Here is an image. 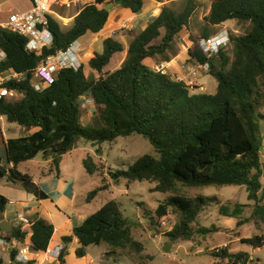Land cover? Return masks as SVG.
Instances as JSON below:
<instances>
[{
	"label": "trees",
	"instance_id": "trees-1",
	"mask_svg": "<svg viewBox=\"0 0 264 264\" xmlns=\"http://www.w3.org/2000/svg\"><path fill=\"white\" fill-rule=\"evenodd\" d=\"M114 1L93 0L86 4L67 28L49 16L52 43L41 54L27 51L24 36L0 26V50L5 54L0 71L12 69L22 74L19 81L5 84L16 90L19 97L0 99V117L31 130L27 135L5 140L7 163L0 157V179L19 184L37 199L46 200L48 194L33 177L18 170L20 163L41 154L46 161L40 165L41 176L58 178L62 157L72 150L78 138L96 145L140 134L158 156L143 154L126 169L110 171L109 177L114 181L125 179L126 187L133 181L153 182L152 191L171 193L155 209L160 220L165 219L169 208L179 215L178 222L166 232L171 242L191 240L192 223L203 207L215 200L208 195L186 196L179 186H245L248 200L254 202L252 217L264 221L263 141L259 127L263 119L259 109L264 107V0H210L201 37L209 36V27L228 20L250 23L245 33L229 35L231 56L225 47L211 58L204 55L199 46L201 37L190 31L191 16L198 4L196 0H186L181 10L163 5L160 13L126 47L114 37H106L101 50L94 51L77 69L63 67L51 82L41 81L36 89L33 82L39 62L66 50L84 35L103 30L110 14L104 5ZM145 1L121 0L118 6L137 13L144 8ZM184 30L189 31L187 56L190 61L208 63V73L217 81L214 93L192 92L183 80L161 74L145 62L156 57L169 61L170 49ZM124 51V61L114 69H106L113 57ZM85 66L89 68L88 74ZM87 92L95 106L96 125L82 127L80 98ZM82 165L89 175L99 170L93 154H87ZM107 188L108 182L102 178L88 192L87 201ZM7 203L8 199L0 193V221ZM243 207L244 204L238 203L232 209L222 206L220 213L238 219ZM30 221L31 225L14 226L9 233L0 230V238L17 240L28 245L32 252L46 251L54 232L53 224L38 216ZM200 231L205 234L212 230ZM73 237L77 239L76 258L85 257L88 246L101 243L134 252L143 247L133 238L131 225L114 199L74 226L62 240L70 242ZM243 242L254 247L264 245L262 236ZM16 252L15 248L11 252L13 260ZM64 253L63 248L60 262H64ZM212 255L233 264H247L250 260L247 252L231 253L226 247L213 251Z\"/></svg>",
	"mask_w": 264,
	"mask_h": 264
},
{
	"label": "rangeland",
	"instance_id": "rangeland-1",
	"mask_svg": "<svg viewBox=\"0 0 264 264\" xmlns=\"http://www.w3.org/2000/svg\"><path fill=\"white\" fill-rule=\"evenodd\" d=\"M196 2L198 6L191 16L190 31L200 38L204 26L203 17L208 13L210 0H196ZM185 4L186 0H175L169 6L175 10H181ZM30 7L31 0H0V21L5 20L9 11H23ZM116 8H119L118 5H114L109 10L110 17L103 30L96 34L88 33L77 41L74 55L80 63H85L94 51H100L102 41L106 37L112 36L121 41L126 47L133 36L144 27V22L139 21L137 17H134V14L128 16L120 15ZM56 10L64 17L63 20L59 21L61 25L64 28L69 27L72 20L69 21L67 17L72 12L60 10L59 8H56ZM249 27V22L232 20L225 29L228 30L229 34L239 35L245 33ZM215 31L216 29L209 27V36L214 35ZM188 33L189 31L184 30V32L179 34L176 38L177 42L187 41ZM231 46L230 41L225 46V51L229 56L232 54ZM182 49L184 50L183 47ZM125 56V51L116 54L109 65L106 66V69H114L119 66L124 61ZM154 59V61L150 62L155 63V65L161 61L159 57ZM198 70H202V74H204L201 83L204 84L205 92L213 93L215 91L213 90V85L217 83L216 79L208 74V68ZM84 71L85 74H88L89 68L85 66ZM174 77L176 78V76ZM34 81L39 83L37 77H35ZM197 84V81H192V84H188L190 90L197 89L200 86ZM80 109V125L82 127L96 125L95 106L89 92L80 98ZM259 112L263 115V119L259 121V127L263 141L261 160L264 164V107L260 108ZM0 120V127H2L0 130V157H4L1 137L15 138L24 136L28 130L17 123L8 122L5 117H0ZM87 154H93L99 166V170L93 175L86 173L82 165V160ZM143 154L158 156L154 147L146 138L140 134H132L96 145L78 138L72 150L63 155L60 165L63 174H72L75 178L77 191L76 207L85 210V213L89 215L107 201L116 200L123 215L131 225L133 238L141 242L143 246L140 252H134L128 248H111L107 244L101 243L88 246L86 256L76 258L73 250H71L72 246L68 245L69 255L67 256L65 252L63 256V258L67 256L66 264H142L143 262L147 264H233L228 262L227 259L217 258L212 255L213 251L224 247L231 253L247 252L250 255V260L247 264H264V245L254 247L243 242V240L254 236H262L264 239V221L252 217L254 202L248 200L245 186H179L180 192L186 196L208 195L214 196L215 200L204 206L192 223L194 232L191 240L171 242L166 236V232L178 222V213L169 208L165 219L160 220L155 215V209L158 204L164 202L171 193L152 191L155 185L153 182L133 181L126 187L125 179L114 181L109 177L110 171L126 169L128 165ZM42 159L43 157L40 154L35 160L22 162L18 170L28 172L35 177L38 171L36 161H41ZM3 162L5 163V159ZM102 178L108 182V188L99 192L90 201H87L88 192L98 186ZM261 182L264 185L263 176L261 177ZM54 197L57 199L56 194ZM55 198L52 197L50 199L54 200ZM236 203L244 204L243 211L238 219L220 213L222 206L232 209ZM27 217L29 218V216ZM241 220L245 222L238 225L237 222ZM12 223L14 226H22L16 219V215ZM202 228H209L212 231L203 234L200 231ZM9 257L10 260H13L11 254ZM48 259L51 260V258ZM57 261L59 264L62 263L60 260ZM42 264L47 263L44 262Z\"/></svg>",
	"mask_w": 264,
	"mask_h": 264
},
{
	"label": "crops",
	"instance_id": "crops-1",
	"mask_svg": "<svg viewBox=\"0 0 264 264\" xmlns=\"http://www.w3.org/2000/svg\"><path fill=\"white\" fill-rule=\"evenodd\" d=\"M173 1L175 0H146L144 8L137 13H132L130 10L123 9L119 6H118L119 8H116L117 9L116 11L120 15H125V16L134 14L135 15L134 17H137L139 21L144 22V27L142 28L144 29L147 26V24L151 22L160 13L161 7L163 5H169ZM231 21L232 20L225 21L224 23L211 28L216 29L215 33H217L222 28L228 26L231 23ZM189 46L190 43L188 40L185 42L180 41V43H178L177 40H175L172 48L170 49V51H172V49L173 51L169 52L170 54L169 61H160V63L166 62L168 65L169 74L172 77L176 76L177 79L183 80L186 84H190L192 83V81H197L198 83L197 85L200 86L197 89L192 90V92H205L204 84L201 83V79L203 78L204 74H202L203 73L202 70H198L197 67L198 63L190 61L187 56V50ZM182 47L184 48V50L182 49ZM154 60H155L154 58H148L145 60V62L151 67H153L155 66V63H151V62ZM216 87H217V83L213 85V90H216ZM1 128L2 127H0V130ZM30 132L31 130H28L27 134H29ZM8 138L9 137H5V136L1 137L2 146L4 148V153H3L4 157H1V159L2 162L5 159V163L3 162L4 164L7 163L4 142ZM38 156H36L32 160H35ZM45 162L46 161L43 159L41 161L40 160L36 161L37 170H38L36 176L34 177V175L31 174L30 175L33 177L34 182L39 186V188L48 194L49 199L52 197L55 198L54 197L55 194L57 196V199L56 198L54 200L37 199L33 194L28 193L19 184H13L7 181V179L2 178L0 179V193L8 199V203L2 214V220L12 223V220L15 219V215L17 212H23L24 214L29 216V218L38 216L49 220L54 226V232L48 247L62 244L64 246V251L67 253L68 256L69 255L68 245L72 246L71 250H73L74 252L75 248L77 247V239L73 237L70 242H64L62 238L63 236L70 235L72 228L82 223L83 220L88 215L87 213H85V210L76 207L75 200L77 198V191H76V183L74 176L72 174L64 175L61 169V175L58 178L43 177L40 174V165ZM8 166L11 167L12 164H9ZM7 207L10 208L7 209ZM11 218L13 219L11 220ZM12 226L14 227L13 223ZM21 245L22 243L17 240L11 241V243L8 246L0 245V262H1L0 264H16L14 260H10L9 256L14 248L17 250ZM33 257L34 259L30 261V263L34 262L33 264H42L44 262H46L47 264L48 263L59 264L57 260L48 259L44 251L34 252L32 258ZM66 257L64 258L65 259L64 262H62L61 264H66Z\"/></svg>",
	"mask_w": 264,
	"mask_h": 264
},
{
	"label": "built area",
	"instance_id": "built-area-1",
	"mask_svg": "<svg viewBox=\"0 0 264 264\" xmlns=\"http://www.w3.org/2000/svg\"><path fill=\"white\" fill-rule=\"evenodd\" d=\"M92 0H31V7L23 11H9L5 20L0 21V26L16 32L24 36L26 40L25 48L29 52L41 54L44 47H48L52 43V34L48 29L49 16L63 20L64 17L56 10H67L72 12L68 16V20H73L81 9ZM229 32L222 28L219 32L208 37L199 39V46L207 58L215 56L219 50L227 46L229 42ZM77 41L72 43L66 50H59L54 55H49L42 59L35 69V77L39 79V83L35 81L34 86L39 89L41 81L51 82L54 75L63 67H73L77 69L80 62L77 60L75 53V45ZM75 56V57H74ZM5 57L3 51L0 50V61ZM74 57V58H73ZM198 69H207L208 63L197 65ZM153 68L161 74H169L166 62H161ZM22 77L21 73H17L12 69L0 71V99H17L19 93L16 90L8 89L6 83L12 80L19 81ZM192 84V83H190ZM201 88V87H200ZM16 219L22 224V227L31 225L30 219L23 213L17 212ZM11 242L0 238V245H9ZM64 246L62 244L48 247L45 255L47 258L59 260L60 253ZM28 245L22 244L14 256V262L27 264L34 259Z\"/></svg>",
	"mask_w": 264,
	"mask_h": 264
},
{
	"label": "water",
	"instance_id": "water-1",
	"mask_svg": "<svg viewBox=\"0 0 264 264\" xmlns=\"http://www.w3.org/2000/svg\"><path fill=\"white\" fill-rule=\"evenodd\" d=\"M121 3V0H116L114 2H108L107 4L104 5V9L109 11L114 5H119ZM13 229L12 223L5 221V220H1L0 221V230L4 231V232H11V230Z\"/></svg>",
	"mask_w": 264,
	"mask_h": 264
}]
</instances>
